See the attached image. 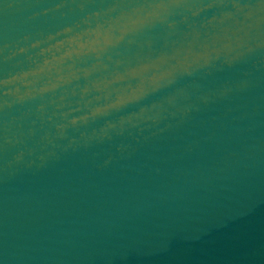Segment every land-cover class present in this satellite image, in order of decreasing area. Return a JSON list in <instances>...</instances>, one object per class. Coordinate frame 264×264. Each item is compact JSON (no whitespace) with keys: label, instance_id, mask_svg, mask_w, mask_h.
Segmentation results:
<instances>
[{"label":"water","instance_id":"95a60500","mask_svg":"<svg viewBox=\"0 0 264 264\" xmlns=\"http://www.w3.org/2000/svg\"><path fill=\"white\" fill-rule=\"evenodd\" d=\"M0 264H264V0H0Z\"/></svg>","mask_w":264,"mask_h":264}]
</instances>
